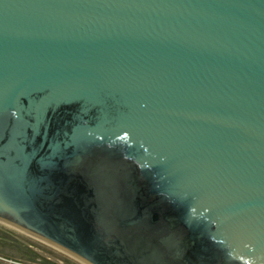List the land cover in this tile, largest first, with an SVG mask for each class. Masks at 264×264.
Listing matches in <instances>:
<instances>
[{"label":"water","instance_id":"obj_1","mask_svg":"<svg viewBox=\"0 0 264 264\" xmlns=\"http://www.w3.org/2000/svg\"><path fill=\"white\" fill-rule=\"evenodd\" d=\"M0 222L86 264H264V0H0Z\"/></svg>","mask_w":264,"mask_h":264},{"label":"rangeland","instance_id":"obj_2","mask_svg":"<svg viewBox=\"0 0 264 264\" xmlns=\"http://www.w3.org/2000/svg\"><path fill=\"white\" fill-rule=\"evenodd\" d=\"M0 264H86L63 250L0 222Z\"/></svg>","mask_w":264,"mask_h":264}]
</instances>
